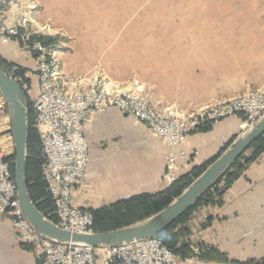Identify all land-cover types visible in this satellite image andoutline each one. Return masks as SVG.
<instances>
[{
	"label": "rangeland",
	"instance_id": "obj_1",
	"mask_svg": "<svg viewBox=\"0 0 264 264\" xmlns=\"http://www.w3.org/2000/svg\"><path fill=\"white\" fill-rule=\"evenodd\" d=\"M27 1L30 9L4 21L27 16L35 39L62 46L71 75L104 77L160 111L187 116L264 84V0ZM0 62L31 92L25 72L9 70L21 66ZM193 252L177 258L191 263Z\"/></svg>",
	"mask_w": 264,
	"mask_h": 264
},
{
	"label": "built area",
	"instance_id": "obj_2",
	"mask_svg": "<svg viewBox=\"0 0 264 264\" xmlns=\"http://www.w3.org/2000/svg\"><path fill=\"white\" fill-rule=\"evenodd\" d=\"M31 7L27 0H0V42L5 44L14 38L36 62L37 95L31 97L30 90L20 86L31 103L33 127L39 134L41 174L53 207L51 215L61 228L93 232L91 212L72 203L71 190L83 179L88 166V144L83 132L85 122L94 113L114 107L144 124L160 139L168 147L164 178L169 184L177 179L176 173L188 160L186 152L179 149L188 134L231 116H237L244 128L264 115V84L180 116L171 109L152 107L138 92L121 88L104 77L67 75L59 59L61 45H46L35 39L27 16H21L17 25L4 21V17L12 18V14ZM9 75L19 84L20 78ZM11 152L12 138L8 134L4 141L0 138V213L11 218L14 236L33 248L39 264H182L155 236L91 248L39 235L20 208L10 169L12 162L7 160ZM192 248L198 253V247Z\"/></svg>",
	"mask_w": 264,
	"mask_h": 264
},
{
	"label": "crops",
	"instance_id": "obj_3",
	"mask_svg": "<svg viewBox=\"0 0 264 264\" xmlns=\"http://www.w3.org/2000/svg\"><path fill=\"white\" fill-rule=\"evenodd\" d=\"M36 19L37 24L44 22L42 18ZM0 58L21 66L31 88L30 95L35 97L38 79L34 57L21 52L9 40L0 43ZM59 58L63 72L72 74L66 52L61 51ZM240 122L237 116H231L188 134L179 146L188 160L177 176L206 164L220 153L246 128H241ZM83 133L88 144V166L83 179L71 190V201L77 207L98 209L169 186L164 178L168 147L131 115L114 107L96 112L85 122ZM8 134L10 119L0 96L1 140L7 139ZM252 150L247 149L245 155H251ZM187 226L193 236L190 243L215 249L228 259L245 261L264 256V152L225 189L221 204L199 207ZM37 259L36 252L14 236L11 218L0 213V264H36ZM188 264L231 263L195 260Z\"/></svg>",
	"mask_w": 264,
	"mask_h": 264
},
{
	"label": "trees",
	"instance_id": "obj_4",
	"mask_svg": "<svg viewBox=\"0 0 264 264\" xmlns=\"http://www.w3.org/2000/svg\"><path fill=\"white\" fill-rule=\"evenodd\" d=\"M40 40L45 44L53 41L51 38H40ZM4 66V63L0 62V68L8 73V70ZM10 69L20 75H22L24 71L22 68H18L14 65H9V70ZM27 107L28 129L26 180L28 192L36 207L45 216L57 223V220L51 215L53 207L48 194L46 193L45 183L41 174V144L38 132L33 127L31 103L28 98ZM206 128H208V126L199 129ZM233 139H235V137L232 138L220 153L209 160L206 164L194 167L189 172L178 176L175 181L162 191L153 194L140 193L102 208L90 209L89 211L93 217L92 231L104 232L116 229L143 220L158 212L170 203L172 199L177 197L210 163H212L233 141ZM249 148L253 149L252 153L251 155L246 156L245 151ZM247 149L235 159L228 170L218 178L217 181L201 197H199L192 206L187 208L180 216L171 222L167 228L155 235V237L161 239L164 245L181 260L195 256L192 250V244L189 241L190 229L187 226L192 213L202 206L221 204V197L225 189L243 172L247 164L254 161L259 154L264 152V132L258 136ZM13 159V154L7 158L8 161L12 162L10 169L12 177L14 178ZM197 247L199 250V253L196 255L197 260L231 264H264V256L258 259L252 258L245 261H238L228 259L224 254L215 249H207L200 244H197ZM30 248L33 249L32 247ZM36 264H39L38 259Z\"/></svg>",
	"mask_w": 264,
	"mask_h": 264
},
{
	"label": "water",
	"instance_id": "obj_5",
	"mask_svg": "<svg viewBox=\"0 0 264 264\" xmlns=\"http://www.w3.org/2000/svg\"><path fill=\"white\" fill-rule=\"evenodd\" d=\"M0 96L10 119L13 143V174L20 208L33 230L60 243L106 247L153 237L192 206L220 178L250 144L264 132V115L242 131L177 197L151 216L104 232H72L61 228L33 203L26 180L27 98L22 87L0 68Z\"/></svg>",
	"mask_w": 264,
	"mask_h": 264
},
{
	"label": "bare ground",
	"instance_id": "obj_6",
	"mask_svg": "<svg viewBox=\"0 0 264 264\" xmlns=\"http://www.w3.org/2000/svg\"><path fill=\"white\" fill-rule=\"evenodd\" d=\"M250 125H251V124H249L245 129H247ZM245 129H243L242 131H244ZM242 131H241V132H242ZM241 132H240V133H241ZM240 133H239V134H240ZM236 137H237V136H236Z\"/></svg>",
	"mask_w": 264,
	"mask_h": 264
}]
</instances>
